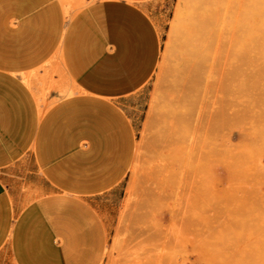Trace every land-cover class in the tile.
<instances>
[{"label": "crops", "instance_id": "obj_1", "mask_svg": "<svg viewBox=\"0 0 264 264\" xmlns=\"http://www.w3.org/2000/svg\"><path fill=\"white\" fill-rule=\"evenodd\" d=\"M74 1L0 0V264H101L98 198L135 154L156 0Z\"/></svg>", "mask_w": 264, "mask_h": 264}, {"label": "rangeland", "instance_id": "obj_2", "mask_svg": "<svg viewBox=\"0 0 264 264\" xmlns=\"http://www.w3.org/2000/svg\"><path fill=\"white\" fill-rule=\"evenodd\" d=\"M201 2H154L161 53L138 95L129 171L98 198L108 233L101 264H264V0H250L240 18L221 85L206 81ZM54 75L59 67L43 98L58 89Z\"/></svg>", "mask_w": 264, "mask_h": 264}, {"label": "bare ground", "instance_id": "obj_3", "mask_svg": "<svg viewBox=\"0 0 264 264\" xmlns=\"http://www.w3.org/2000/svg\"><path fill=\"white\" fill-rule=\"evenodd\" d=\"M250 3H251L250 0H204V2L202 3L201 7L198 5L199 12L201 14V19H202V22H203L204 31L206 32V34L208 36V39H209L208 46L211 47V49L209 47H208L209 49L208 48L206 49V51L208 50L207 52H205V50H204V53H207L206 57L205 56L204 57L206 59L210 60L209 61L210 62L209 68L212 69V70L210 69L211 71L208 74V79H206V81L210 79L211 81H213L215 83L217 80H219V79L221 80L222 76H224L223 72H224L225 66L228 65L227 63L229 62V60H230V58L232 56V53L240 46L239 45L240 44V42H239L240 40L238 39L239 38V36H238L239 35L238 34V24H239V22L241 20L240 19L241 17H245L246 18L247 11L249 10V9L247 10L246 8H249L247 6H249ZM241 24H242V22H241ZM202 34H204V33H202ZM203 38H204V36H203ZM204 42L206 43L205 40H204ZM247 48L249 49L248 46H247ZM193 55H194V53H193ZM202 55H203V53H202ZM234 61H236V60H234ZM202 62H203V60H202ZM231 65H233V64H231ZM203 74H205V72ZM231 74H233V73H231ZM200 75H201V73H200ZM206 75H205V77H207ZM226 76H228V75H225V77ZM200 77H203V76H200ZM225 77H223V79H225ZM231 77H228V78L231 79ZM223 81H225V80H223ZM223 81L222 80L218 81V83H220L219 85H221V82H223ZM209 82L210 81H208V83ZM201 84H202V82H201ZM206 84H207V82H206ZM214 85H216V83ZM219 85H217V86H219ZM222 85H223V83H222ZM214 87H216V86H214ZM219 87H217V88H219ZM205 88L206 87H204V90H205ZM208 88H210V87H208ZM215 90L217 91L216 88H215ZM220 90H222V88ZM206 93H208V91L205 92V94ZM208 95H210V94H208Z\"/></svg>", "mask_w": 264, "mask_h": 264}]
</instances>
